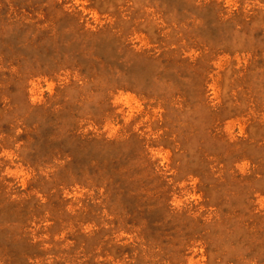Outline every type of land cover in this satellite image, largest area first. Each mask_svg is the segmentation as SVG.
<instances>
[{"label": "rangeland", "instance_id": "374dc122", "mask_svg": "<svg viewBox=\"0 0 264 264\" xmlns=\"http://www.w3.org/2000/svg\"><path fill=\"white\" fill-rule=\"evenodd\" d=\"M0 264H264V0H0Z\"/></svg>", "mask_w": 264, "mask_h": 264}]
</instances>
